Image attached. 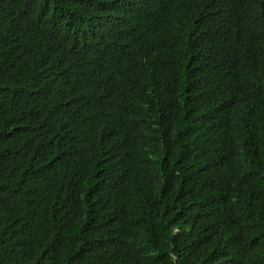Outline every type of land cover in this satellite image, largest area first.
<instances>
[{"label": "trees", "instance_id": "16d2710c", "mask_svg": "<svg viewBox=\"0 0 264 264\" xmlns=\"http://www.w3.org/2000/svg\"><path fill=\"white\" fill-rule=\"evenodd\" d=\"M0 264H264V0H0Z\"/></svg>", "mask_w": 264, "mask_h": 264}, {"label": "clouds", "instance_id": "9594fccd", "mask_svg": "<svg viewBox=\"0 0 264 264\" xmlns=\"http://www.w3.org/2000/svg\"><path fill=\"white\" fill-rule=\"evenodd\" d=\"M217 113L215 114V121H227L228 120V118L224 115V114H222L223 112L222 111H216Z\"/></svg>", "mask_w": 264, "mask_h": 264}]
</instances>
